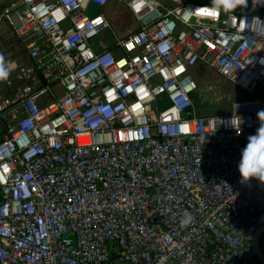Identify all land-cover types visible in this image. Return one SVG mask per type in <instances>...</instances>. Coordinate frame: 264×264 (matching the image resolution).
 Masks as SVG:
<instances>
[{"label": "built area", "instance_id": "1", "mask_svg": "<svg viewBox=\"0 0 264 264\" xmlns=\"http://www.w3.org/2000/svg\"><path fill=\"white\" fill-rule=\"evenodd\" d=\"M17 1L0 10L26 58L0 79V264H261L264 183L236 164L264 111V0L187 22L209 0H117L136 27L112 48L110 0ZM196 67L249 97L197 115Z\"/></svg>", "mask_w": 264, "mask_h": 264}, {"label": "rangeland", "instance_id": "2", "mask_svg": "<svg viewBox=\"0 0 264 264\" xmlns=\"http://www.w3.org/2000/svg\"><path fill=\"white\" fill-rule=\"evenodd\" d=\"M10 2L16 3L17 0H7L5 3L9 4ZM96 11L98 12L97 9L91 10V13H95ZM102 11L111 28V31L108 32V34L103 33L101 37V40L106 41V47H109L111 44V35L123 36L136 27L135 18L130 15L125 4L120 1L110 0ZM13 21H16V16H13ZM10 37V28L7 27L5 22H2L0 26V60L10 61L11 58L15 57L11 62H24L25 59L21 56L18 47L13 43H10ZM5 42L9 43L7 44ZM195 82H197V85L201 89L203 86L207 88L208 83L213 86L212 89H206L208 97L206 105L199 107L197 103L196 106H198L199 109L194 106L197 115L200 116L228 112L231 102L239 100L243 94V92L240 89H237L232 83L209 70H206V73L204 74H199L198 76L195 75ZM107 264L124 263L110 262Z\"/></svg>", "mask_w": 264, "mask_h": 264}, {"label": "clouds", "instance_id": "3", "mask_svg": "<svg viewBox=\"0 0 264 264\" xmlns=\"http://www.w3.org/2000/svg\"><path fill=\"white\" fill-rule=\"evenodd\" d=\"M242 0H209L206 5L196 7L194 9L185 8L182 11L181 19L187 22L192 13L197 10L201 14H206L208 17L218 16L221 12H232L233 9L241 5ZM257 35L264 33H256ZM159 50L163 52L165 46H159ZM10 71V65L0 63V79H5ZM257 118L260 121L259 126L253 134L246 138V144L240 149L239 159L236 164V169L242 181H247L250 177L264 183V111L257 113ZM226 126L239 128V123L233 125L231 120L224 121ZM240 130V129H239ZM237 134L239 131H236ZM193 217L191 213H183L179 223L181 228L191 223ZM167 239V237H163Z\"/></svg>", "mask_w": 264, "mask_h": 264}, {"label": "trees", "instance_id": "4", "mask_svg": "<svg viewBox=\"0 0 264 264\" xmlns=\"http://www.w3.org/2000/svg\"><path fill=\"white\" fill-rule=\"evenodd\" d=\"M7 0H1L0 1V10H2V9H4V8H9V10H12V9H15V8H17L18 6H19V2L17 1L16 3H13V2H10L9 4H6L5 2H6ZM7 27L8 28H10V30H11V37H10V43H13L14 45H16L17 47H18V50H19V52L21 53V56L26 60V58H25V56H24V50H23V46H22V40L20 39V38H18V37H16L14 34H13V32H12V27L11 26H9V25H7ZM5 43H9V42H5ZM109 48H112V46H109ZM15 57H13V58H11V60L9 61V60H6V61H2V60H0V63H5V64H8V65H10V69L13 67V65L15 64L14 62H11L13 59H14ZM11 62V63H10ZM243 92V94H242V96H241V98H246V97H249V95L246 93V92H244V91H242ZM198 97H197V94L196 93H194L193 95H192V99H193V103H194V106H196L197 105V101H198V99H197ZM197 108H198V106H196ZM199 109V108H198ZM262 236H264V233H262L261 235H260V239H261V237ZM259 244H260V246H261V250L263 249V251H264V245L263 244H261V240L259 241Z\"/></svg>", "mask_w": 264, "mask_h": 264}, {"label": "water", "instance_id": "5", "mask_svg": "<svg viewBox=\"0 0 264 264\" xmlns=\"http://www.w3.org/2000/svg\"><path fill=\"white\" fill-rule=\"evenodd\" d=\"M171 4H174V2L171 1L170 5ZM204 73L205 72H201L200 74H204ZM1 134H2V131H0V135ZM262 233H264V226L257 228L253 232V234L250 236V244L255 251L257 259L261 262V264H264V254L262 253L261 246L259 244V237Z\"/></svg>", "mask_w": 264, "mask_h": 264}, {"label": "flooded vegetation", "instance_id": "6", "mask_svg": "<svg viewBox=\"0 0 264 264\" xmlns=\"http://www.w3.org/2000/svg\"><path fill=\"white\" fill-rule=\"evenodd\" d=\"M192 73H193V77H194V80H195V75H199L200 74V70H199V68L198 67H196L193 71H192ZM198 86V85H197ZM213 88V86L212 85H210L209 83H208V85H207V88H205V86H203V88L201 89V88H199V86H198V88H197V91H196V94H197V99H198V101H197V103H198V106L199 107H202L203 105H206V103L208 102V97H207V93H206V89H212ZM207 97V98H206ZM262 253L264 254V251H263V249H262Z\"/></svg>", "mask_w": 264, "mask_h": 264}, {"label": "crops", "instance_id": "7", "mask_svg": "<svg viewBox=\"0 0 264 264\" xmlns=\"http://www.w3.org/2000/svg\"><path fill=\"white\" fill-rule=\"evenodd\" d=\"M261 240V244L264 245V236L261 237V239L259 238V241ZM249 243H250V239H249Z\"/></svg>", "mask_w": 264, "mask_h": 264}]
</instances>
